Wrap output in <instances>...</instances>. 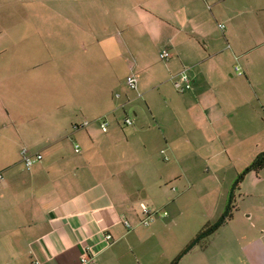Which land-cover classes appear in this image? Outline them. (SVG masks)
Here are the masks:
<instances>
[{
	"label": "crops",
	"instance_id": "crops-1",
	"mask_svg": "<svg viewBox=\"0 0 264 264\" xmlns=\"http://www.w3.org/2000/svg\"><path fill=\"white\" fill-rule=\"evenodd\" d=\"M34 3L19 36L0 20V264H140L163 252L168 208L204 199H180L197 173L264 152V0Z\"/></svg>",
	"mask_w": 264,
	"mask_h": 264
},
{
	"label": "rangeland",
	"instance_id": "rangeland-1",
	"mask_svg": "<svg viewBox=\"0 0 264 264\" xmlns=\"http://www.w3.org/2000/svg\"><path fill=\"white\" fill-rule=\"evenodd\" d=\"M37 4L34 3V0H25L24 2L23 0H0V8L2 7L0 20L13 24L15 27L14 30L9 31L8 36H19L18 31L25 32V30L17 29L19 23L41 21L33 11V7ZM20 6L22 9L25 7L27 13L14 11V9L18 10ZM8 9L11 11L8 12ZM6 40L11 41L8 37ZM29 47L27 46V48ZM94 50L92 47L91 54L94 53ZM140 92L143 94L141 90ZM131 118L133 119V117ZM253 161V154L244 151L243 154L240 153L230 159L227 156L219 158L218 166L221 167H211L210 171L197 173L193 178L199 177V183L202 179H206L207 183L203 188H200L201 190L197 187L186 190L180 199H183L182 206L185 201L188 203L192 200L188 196H192L194 193L204 199L197 204L186 205L187 209H184V215L176 216L174 220L171 217H173L172 214L178 213L177 206L171 205V208H168V212L172 213L166 220L168 225L159 230V232H164L163 252L160 249L157 256L152 255L153 258L146 253L141 256L143 259L141 258L140 264H172L177 257V264H264V169L260 172L247 173L243 180L236 185L239 175ZM233 188L235 190L232 218H229L210 236L201 238L192 250L183 254L182 252L202 231L221 218ZM155 226L145 229V231L151 230Z\"/></svg>",
	"mask_w": 264,
	"mask_h": 264
},
{
	"label": "built area",
	"instance_id": "built-area-1",
	"mask_svg": "<svg viewBox=\"0 0 264 264\" xmlns=\"http://www.w3.org/2000/svg\"><path fill=\"white\" fill-rule=\"evenodd\" d=\"M219 27L224 30V25H219ZM170 53L168 51H165L161 54V58L164 60H168L170 58ZM236 70L242 74V71L240 67H237ZM127 84L132 90H138V79L136 76L131 75L127 77ZM177 87L181 92L189 91L193 88V83L190 78V75L188 74L187 70H183L178 76L176 81ZM99 121L101 122V128L102 131L107 133L109 131V122L106 118H100ZM89 123L86 122L83 126L88 125ZM134 124V120L132 118H126L125 119V125L132 126ZM82 127L80 125L75 126V128ZM77 152L80 151V146H77L76 149ZM23 162L25 163V166L28 170H32L35 164L42 161L43 156L39 153H33L28 147H24L21 151ZM162 154H166L165 151H162ZM165 159L168 161L169 157L166 156ZM0 179H3V176L0 175ZM142 213H143V219L142 224L146 227L151 226L155 221L157 216H159V212H154L150 207L147 205L142 206ZM167 212L163 213V216H167ZM108 239L111 238L110 235L107 236ZM83 264H93V259L89 255H85L82 258Z\"/></svg>",
	"mask_w": 264,
	"mask_h": 264
},
{
	"label": "trees",
	"instance_id": "trees-1",
	"mask_svg": "<svg viewBox=\"0 0 264 264\" xmlns=\"http://www.w3.org/2000/svg\"><path fill=\"white\" fill-rule=\"evenodd\" d=\"M263 169H264V152L260 153L255 158L253 163L243 173L239 175L236 185H238L243 180L244 176L247 173L252 171L260 172ZM234 190L235 188H233V190L231 191L228 204L221 218L215 224L207 228L205 231H202L199 234V236L188 246V248L184 251L183 254L188 253L190 250H192L198 244L201 238L210 236L212 233L216 232L222 225H224L229 218H232L233 215L231 212L233 207L232 203L234 199ZM174 264H177L176 261L174 262Z\"/></svg>",
	"mask_w": 264,
	"mask_h": 264
}]
</instances>
